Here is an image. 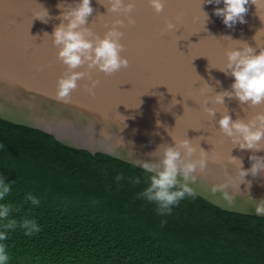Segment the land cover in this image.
Instances as JSON below:
<instances>
[{
    "label": "water",
    "instance_id": "obj_1",
    "mask_svg": "<svg viewBox=\"0 0 264 264\" xmlns=\"http://www.w3.org/2000/svg\"><path fill=\"white\" fill-rule=\"evenodd\" d=\"M76 2L0 0V118L46 131L68 146L133 164L134 160L151 162L149 154L158 145H173L172 137L187 138L208 152L206 170H198L195 183L189 185L194 192L223 209L257 215V202L264 199V172L245 177L250 188L245 183L239 189L235 184L228 187L225 191L234 194L231 203L224 192L213 191L228 175L236 174L238 165L229 162V155L242 159L246 170L253 154L234 147L219 131L217 121L224 106L233 120H247L264 111V105L249 108L226 97L224 106L207 105L217 109L211 118L204 103L215 93L231 90L234 77L218 69L227 62L226 51L241 42L257 53V45L264 47V0H256V5L249 0L246 23L237 22L232 28L214 14L215 8L224 7L222 0L218 5L205 0H165L159 14L148 0H134L130 13L134 25L127 23L123 13L108 12L109 0H91L94 12L85 26L102 38L113 21L123 20L121 55L129 66L111 76L86 65L76 69L87 71L91 80L87 76L78 80L71 103H62L55 93L67 66L57 59L58 48L50 35L61 22L58 5ZM42 6L49 13L47 23L35 19L38 13L43 17ZM166 21L175 23L177 30L165 31ZM92 81H98L94 96L86 90ZM255 155L264 157V150Z\"/></svg>",
    "mask_w": 264,
    "mask_h": 264
},
{
    "label": "trees",
    "instance_id": "obj_2",
    "mask_svg": "<svg viewBox=\"0 0 264 264\" xmlns=\"http://www.w3.org/2000/svg\"><path fill=\"white\" fill-rule=\"evenodd\" d=\"M151 175L0 118V179L11 182L0 203L19 209L9 217L17 227L2 242L7 264H264V216L223 209L196 193L161 216L139 196ZM25 218L41 230L26 235Z\"/></svg>",
    "mask_w": 264,
    "mask_h": 264
},
{
    "label": "clouds",
    "instance_id": "obj_3",
    "mask_svg": "<svg viewBox=\"0 0 264 264\" xmlns=\"http://www.w3.org/2000/svg\"><path fill=\"white\" fill-rule=\"evenodd\" d=\"M148 2L157 14L163 11L165 0H148ZM205 2L218 5L221 0H205ZM222 2L224 7L215 8L214 14L222 17L223 23L228 28H232L237 22L246 23L245 15L248 12L246 6L249 0H222ZM251 3L256 5V0H251ZM41 8L43 17L38 13L35 19L47 23L48 10L43 6ZM58 8L61 9V13L57 19L61 22L54 28L50 37L53 45L58 48L57 59L66 65L67 69L57 81L55 99L62 103H71V93L78 87L77 81L86 76L91 80L87 71L76 69L86 65L89 70L96 69L106 76H111L121 68L129 66L128 59L121 55L124 45L120 41L124 33L119 29L125 25L123 20L113 21L111 27L101 38L90 27L85 26L88 17L94 12L91 0H78L67 6L59 4ZM134 8V0H109L107 6L108 12L123 13L129 25L135 24V19L130 15ZM204 15L206 20L207 14L204 13ZM176 30L175 23L165 22V31ZM44 36H49V34L45 32ZM257 48H259L258 53L256 48L241 42V46L226 51L227 62L223 68L218 69L225 75L234 77V82L230 86L231 90L220 91L205 100L204 111L209 117L215 118L217 109L207 105L211 103L224 106L226 97L237 99L249 108L264 105V47L257 45ZM217 83L219 84V81ZM97 84L98 81H92L91 86H86L90 95H95L94 88ZM205 86L213 92L207 83ZM220 114L221 118L217 121L219 131L231 140L234 147L238 146L241 150H252L253 152L249 156V160L252 161L251 167L246 170L243 168L242 159L229 155V162L238 165L236 174L228 175L223 183L213 187V191L224 192L225 199L231 203L234 194L225 191L228 187L235 184L239 189V185L245 183L250 188L251 183L246 182L245 177L257 176L260 172H264V157L255 155V152L264 150V111L255 113L247 120L239 117L233 120L229 109L225 106ZM172 139L173 145H158L156 150L149 154L152 157L151 162L134 160V163L146 172L153 173L149 177L148 187L140 192L139 196L155 203L157 212L161 216L171 214L172 206L177 205L186 196H195L193 188L189 185L195 183L197 179L195 173L198 170L203 173L208 163V152L194 146L192 140L173 137ZM121 179H123L122 175L116 177L117 181ZM132 182L139 184L140 180L138 177L132 178ZM10 191L11 182L5 183L3 179H0V201H3ZM26 200L37 206L40 203L39 198L32 193L27 194ZM14 208L19 210L16 205L0 203V221H6L0 226L3 229L0 230V264H7L9 261L7 246L2 242L7 240L8 230L17 227V220L9 218ZM255 212L257 215H264V199L257 202ZM164 223L166 221L162 220L161 224ZM20 227L24 228L25 234L29 236L41 230L35 220L28 218L20 222Z\"/></svg>",
    "mask_w": 264,
    "mask_h": 264
}]
</instances>
